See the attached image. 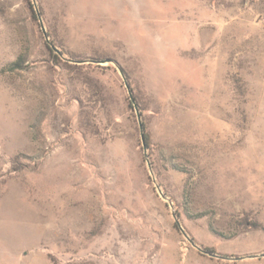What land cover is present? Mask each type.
Segmentation results:
<instances>
[{
	"label": "rangeland",
	"instance_id": "374dc122",
	"mask_svg": "<svg viewBox=\"0 0 264 264\" xmlns=\"http://www.w3.org/2000/svg\"><path fill=\"white\" fill-rule=\"evenodd\" d=\"M29 2L0 0V264H264V0Z\"/></svg>",
	"mask_w": 264,
	"mask_h": 264
},
{
	"label": "water",
	"instance_id": "95a60500",
	"mask_svg": "<svg viewBox=\"0 0 264 264\" xmlns=\"http://www.w3.org/2000/svg\"><path fill=\"white\" fill-rule=\"evenodd\" d=\"M36 15H37V18H38V20H39V22H40V15H39V13L36 12ZM40 28H41V32H42V34H43L44 40H45V42H46V45L49 47V49H50L51 51H53L54 53H56L57 55L60 56V55H61V52H59V51H58V50H57V49H56V48H55V47L49 42V40H48V36H47V34H46V32H45V30H44V28H43V26H42L41 23H40ZM124 85H125V88H126V90H127L129 100H130L131 104L133 105L134 110L137 112V108H136L135 101H134L133 96H132V92H131V90L129 89V87H128V85H127V83H126L125 81H124ZM137 120H138V125H139V131H140L141 143H142L143 151H144V153H145V152L147 151V147H146V145L144 144V140H143V136H144V128H143L142 123L140 122L139 115H137ZM174 220H175V223H176V225H177V227H178L179 232H180L181 234H183L184 237H186L184 231L182 230V228L180 227V225H179V223H178V221H177V218L174 217ZM191 244H192V246H194L192 242H191ZM194 247H195V246H194ZM195 248H196V250L198 251L199 254H201V255H203V256H206V257H208V258H210V259L224 260V261H236V260H233V259H231V258H225V257L219 256V255H216V254L210 253V252L206 251L205 249H201V248H197V247H195ZM262 257H264V255H263ZM237 260H241V259H237Z\"/></svg>",
	"mask_w": 264,
	"mask_h": 264
},
{
	"label": "trees",
	"instance_id": "16d2710c",
	"mask_svg": "<svg viewBox=\"0 0 264 264\" xmlns=\"http://www.w3.org/2000/svg\"><path fill=\"white\" fill-rule=\"evenodd\" d=\"M28 1V8H29V10H30V12H31V16H32V20L33 21H35V22H37V19H36V16H35V14H34V12H33V8H32V6H31V4H30V2H29V0H27ZM46 47V50L50 53V54H52V51L49 49V47L48 46H45ZM63 55V53L60 55V57ZM56 61H58L59 62V60H58V57H56V56H54L53 57ZM16 67V66H15ZM143 140H144V144L146 145V147H148V144H149V140H148V136L146 135V134H144V136H143ZM175 218H177L178 219V215L175 213ZM175 228L178 230V227H177V225H176V223H175ZM179 231V230H178ZM206 251H208V252H210V253H213V251L212 250H210V249H205Z\"/></svg>",
	"mask_w": 264,
	"mask_h": 264
}]
</instances>
